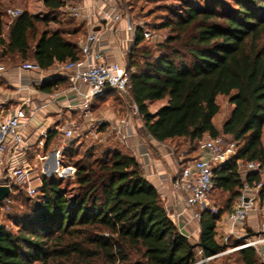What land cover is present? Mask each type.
I'll return each mask as SVG.
<instances>
[{"label":"trees","instance_id":"16d2710c","mask_svg":"<svg viewBox=\"0 0 264 264\" xmlns=\"http://www.w3.org/2000/svg\"><path fill=\"white\" fill-rule=\"evenodd\" d=\"M69 1L44 0L46 16L24 10L9 19L0 0V36L4 23H9L8 39L0 38L1 60H35L48 69L56 62L81 59V29L75 20L60 19L59 10ZM233 2L236 8L231 11L220 10L214 3L185 4L175 21L163 24L173 33L157 44L156 53L144 46L138 53L140 60L136 51L146 37L144 29L137 27L127 56L128 66L134 68L131 95L142 125L156 140L170 141L178 157L188 153L181 169L199 157L207 139L225 135L237 141L236 155L214 167L212 192L218 190L224 196L220 202L217 197V204L202 211L199 219L198 249L206 260L241 245L217 239L219 215L232 212L244 185L237 161L264 165V0ZM52 23L59 27L53 29ZM184 51L190 59L183 56ZM222 95L229 97L233 108L219 125L218 97ZM161 101L163 105L151 112V104ZM57 135L48 132L46 148L55 144ZM107 143L91 144L76 160L78 192L73 197L62 188L60 178L45 173L33 196L21 186L11 187L8 197L0 201L1 209H10L15 200L27 196L24 202L36 198L38 202L31 210L3 216L0 264H203L138 159L117 139ZM73 152L75 147L70 145L61 161ZM261 179L259 172L245 177L250 185ZM262 202L264 183L259 189ZM237 250L244 264H264L255 247Z\"/></svg>","mask_w":264,"mask_h":264},{"label":"crops","instance_id":"0c3cea01","mask_svg":"<svg viewBox=\"0 0 264 264\" xmlns=\"http://www.w3.org/2000/svg\"><path fill=\"white\" fill-rule=\"evenodd\" d=\"M69 4H76V7L84 15L88 16L87 20L80 19V21H77V28L81 29L78 42L80 43L85 39L89 33L95 32L99 36V42L96 43L94 49L102 53L104 61L127 62V56L132 47L135 33L127 30L128 19L123 15L119 20L114 18L120 13L117 0H71L66 5ZM43 6L45 7L44 0ZM45 9L47 8L45 7ZM61 9L59 10L60 15L63 13ZM24 10L42 17L49 13L48 9L45 14L31 11L26 5ZM109 14H111L110 17ZM8 27L9 23H4L0 38L8 39ZM51 27L56 29L59 25L52 23ZM26 62L37 63L35 60ZM26 62L5 63L0 61V65L4 66V69L0 72V103H3V108L1 109H3L5 115L12 113L25 101H27V106L32 110L31 116L24 121L22 127V133L25 138L23 145L28 149V157L31 164L36 166V168H40L39 163L41 161V172L32 176L33 183L34 178L38 177L40 184L35 186L40 188L42 186V174L45 173V170L55 168V158L52 153V146L55 144L46 148L48 137L44 136L45 133L49 132L53 126L60 124L65 118L68 117L67 119H70L69 113L76 112L79 114V111L70 110L67 106L70 100L76 99L74 85L61 73L62 65L67 61L64 63L56 62L52 67L48 69L41 68L42 70L26 69L24 68ZM77 87L82 91L87 90V87L81 83H78ZM113 95L121 98L123 103L116 102L118 106L114 103L111 104L112 98L108 99L109 97H116ZM157 103L156 108L152 109L151 107ZM163 103L164 101L152 103L150 106L151 112L155 113ZM93 111L103 121L101 132L106 135V139L109 134L113 133V128L119 125L121 119L129 116L127 103L114 92L98 98L93 104ZM123 133L124 137L115 132L116 139L125 145L138 159L148 181L156 187L163 201H166L167 205L168 203L172 205L170 206L171 211L178 210L180 206L177 195L173 193L171 179L178 172L181 165L178 162V156L175 153L173 144L170 141L160 142L153 138L146 131L144 125L139 126V121L138 123L130 122L129 126L123 129ZM44 155L48 156L47 161L39 159L40 156ZM202 155L203 149L200 151L199 156ZM5 157L6 155L0 154V161L6 164ZM6 169L4 173H6ZM2 184H5L4 181L0 183V185ZM165 207L167 211H170L166 205ZM228 214V212L220 214L217 224V239L222 244L227 243L233 235H229L226 240L225 237L232 228L228 220ZM258 222V214L251 212L244 224L248 223L249 227L255 229L258 227L257 225H260ZM181 226L184 234L188 237L190 236L188 232L191 231V228H197L198 239L200 238V222L193 219L190 212L183 216ZM260 236L264 237V230ZM259 246L264 250V243ZM219 256H216V258Z\"/></svg>","mask_w":264,"mask_h":264},{"label":"built area","instance_id":"2783aa9c","mask_svg":"<svg viewBox=\"0 0 264 264\" xmlns=\"http://www.w3.org/2000/svg\"><path fill=\"white\" fill-rule=\"evenodd\" d=\"M6 14L10 18H15L22 14V10L8 7ZM73 15L82 20L88 18L78 7L73 8ZM110 16L111 14H109ZM121 17L122 15L119 13L114 18L119 20ZM137 27L133 22L128 21V31L135 33ZM144 36L151 37V31L144 30ZM97 42H99V36L95 32L89 33L79 43L83 57L78 60H68L61 67V73L71 81L76 90V99L70 100L67 106L70 110L79 111V119H74L71 114L70 119H67L64 124L52 127L51 130L57 132V136H60L64 143L61 148H53L55 168L45 170V173L51 175L60 173L59 166L62 162L63 150L69 146L67 141L75 137L76 133L83 130L93 138H106V135L101 132L103 121L93 112V104L98 98L114 92L127 103L129 116L122 118L119 125L113 128V132L124 137L123 129L129 126L130 122L138 123L142 120L140 109L131 95V74L134 72V68L129 67L125 61H104L102 53L94 49ZM24 68L42 70L38 63L33 62H26ZM3 69L4 66L0 65V72ZM78 83L84 84L87 90L79 89ZM27 104L25 101L12 113L5 115L1 109L3 103H0V154L6 155L7 169L4 183L10 187L21 186L30 196H33L38 188L33 185L31 176L33 167L28 157V149L23 145L25 138L22 133L24 121L32 114V110ZM44 136L47 138L48 132ZM202 149V156L189 160L171 179L172 190L177 195L180 207L176 211H168V214L182 232L181 222L187 212L192 214L193 219L199 220L202 211L211 206L210 195L214 187V167L236 155L237 141L221 135L204 141ZM39 159L47 161L48 156H40ZM237 164L244 185L234 209L228 214L232 228L225 237L226 240L229 235L236 233V227L245 223L251 212L263 213V208L259 204V189L264 183V165L260 161L243 162L241 160H238ZM248 172H259L261 181L250 185L245 180ZM211 210L218 213L215 207H211ZM262 225L264 227V219ZM263 243L264 237L250 240L246 245H240L236 249L253 246L264 262V250L259 246Z\"/></svg>","mask_w":264,"mask_h":264},{"label":"rangeland","instance_id":"374dc122","mask_svg":"<svg viewBox=\"0 0 264 264\" xmlns=\"http://www.w3.org/2000/svg\"><path fill=\"white\" fill-rule=\"evenodd\" d=\"M2 1V9H6L8 7L12 8H20L22 11L25 9V5L34 12L40 13V14H45L47 13V9L43 6V0H1ZM193 2L196 5L199 6H207L208 4L214 3L219 6L220 10H234L236 8L233 0H118V9L121 15H123L125 18L128 19V21L133 22L134 25H137L138 27H142L144 30H150L152 33V36L145 39L144 43L137 49L136 51V58L138 60L141 59V56L138 55V53H141L144 46L146 49H151L155 53L159 49L157 46L158 43L163 42L168 36H170L173 31L171 27H164L163 24L164 22H168L171 19L176 20L177 16L175 14H181L182 8L185 4ZM76 7V4H69L65 5L62 7V12L60 15V19L64 20L66 23L71 22V20H75L76 26H77V21H80L77 17L73 15V8ZM11 19V18H9ZM70 26H74L73 24ZM133 45V43H132ZM183 56L187 59L189 58V54L187 52H183ZM0 61L1 58H0ZM116 96V95H113ZM111 99V104L114 103L117 105V103H123L122 99L119 97H109L108 100ZM117 102V103H116ZM218 103L220 104L221 111L220 114L217 116L216 121L217 124L222 125V123L230 116L231 111H232V104L229 102V97L228 96H219L218 97ZM158 103L151 108L154 109ZM74 112V111H73ZM94 112V111H93ZM73 115L72 117L74 119H79V114L74 112V113H69L68 116ZM68 118V117H67ZM65 118L62 120L60 124H64L67 120ZM81 119V118H80ZM143 122L142 120L139 121V126L142 125ZM109 138V140H108ZM108 138L106 140L104 139H99V138H93L91 135L88 134L87 131H81L79 133L75 134V137H73L70 141H67L69 146L73 145L75 147V152L71 155H69L66 159L64 158L65 162H61V165L59 166L60 168V173H55V174H47L48 176H56L57 178H60L61 186L62 188L66 191V193L69 196H74L78 192V185L76 183V166L75 162L77 159L82 158L84 155V151L86 148L90 147L91 144H108L107 142H111L116 140L115 132L109 134ZM114 139V140H113ZM108 140V141H107ZM112 140V141H111ZM264 140V136H263ZM107 141V142H106ZM63 140L61 139L60 136H56L55 139V145H53V148H61L63 145ZM68 146V147H69ZM67 147V148H68ZM66 148V149H67ZM65 150V149H64ZM63 150V151H64ZM202 150V147H200V151ZM95 156L98 155V151L95 152ZM188 153L185 152V154L181 153V155L178 157V162H181L184 157H187ZM199 156V155H197ZM196 155H191L190 158L197 157ZM62 160V158H61ZM181 165V164H180ZM7 165L0 161V183H2L5 179V177L2 178V176L5 175L4 171L7 168ZM33 171L31 176H35L38 174V172H41V161L39 163L40 168H36L32 164ZM4 173V174H3ZM3 174V175H2ZM33 181V180H32ZM40 180H38V177L34 178V183L33 185L40 184ZM223 194L218 192V190H213L212 195L210 197V204H217L216 202L217 197L219 199L218 202L221 201L223 198ZM28 197V196H27ZM27 197H24L27 199ZM24 198L22 199H17L14 201L13 205L9 209V206H5L4 209L0 208V222H6V220H2L3 216L6 217L7 214L13 213L14 211H21V210H26V209H33L35 204H37L38 199H34L33 201H26L24 202ZM217 200V201H216ZM238 200V198H237ZM237 200L234 203V206L237 202ZM164 204L167 206L168 210L171 211L172 206L170 203H166V201H163ZM260 204V203H259ZM260 206L263 208V213H257L258 214V227L255 229H252L249 227L248 223L240 225L238 228H236V233L231 236V238L228 241V245L233 246L236 244V242H241V244L246 245L247 242L250 240H255L258 238H262L260 235L262 231L264 230V227L262 225V220L264 219V202L260 204ZM198 222V220H196ZM197 228H191V231L188 232L190 233V236L188 237L193 246L194 249L198 255V261L200 263H203L202 257L200 256L199 249H198V233L196 232ZM227 253H224L223 255L219 256L218 258H213L206 260L203 264H244L242 261V255L240 250H237L236 248H231L230 250L226 251Z\"/></svg>","mask_w":264,"mask_h":264},{"label":"water","instance_id":"95a60500","mask_svg":"<svg viewBox=\"0 0 264 264\" xmlns=\"http://www.w3.org/2000/svg\"><path fill=\"white\" fill-rule=\"evenodd\" d=\"M11 192V187L9 185L6 184H2L0 185V201L6 199L8 197V195ZM202 261H206L205 258H202Z\"/></svg>","mask_w":264,"mask_h":264}]
</instances>
